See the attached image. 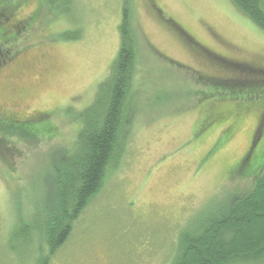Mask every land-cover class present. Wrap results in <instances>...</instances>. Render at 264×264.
<instances>
[{"label": "rangeland", "instance_id": "obj_1", "mask_svg": "<svg viewBox=\"0 0 264 264\" xmlns=\"http://www.w3.org/2000/svg\"><path fill=\"white\" fill-rule=\"evenodd\" d=\"M130 2L139 53L122 152L47 264H171L183 232L221 216L255 184L254 175L237 171L258 134L264 100L218 91L216 79L231 72L207 55L264 70V31L231 0ZM124 4L1 6L0 17L10 14L14 28L29 25L11 31L17 41L0 48V57L16 53L0 67V111L24 119L50 114L32 124L53 131H8L10 140L0 142V264L43 263L35 250L44 244L32 246L16 227L42 221L54 162L72 150L79 116L119 51ZM257 80L248 88L263 93L264 78Z\"/></svg>", "mask_w": 264, "mask_h": 264}, {"label": "trees", "instance_id": "obj_2", "mask_svg": "<svg viewBox=\"0 0 264 264\" xmlns=\"http://www.w3.org/2000/svg\"><path fill=\"white\" fill-rule=\"evenodd\" d=\"M5 1L0 0V10H5L1 7L5 6ZM231 1L264 31V0ZM9 19L10 14L0 17V48L8 47V41H17L18 35L10 36L11 31L21 30L29 25L22 24L14 28L13 24L8 23ZM120 36V48L111 65V72L98 85L94 103L79 116L82 127L72 150H65L66 157L54 162L50 181L54 190L48 193L41 207L42 221L32 224L21 221L20 227H16V235L23 233L22 238L32 246H38V242L44 244V250H35L42 257V264H47L67 241L74 222L99 193L108 168L122 152L121 136L139 53L130 0H125ZM15 55L16 53L10 52L2 54L0 67ZM207 56L216 65H222V68L231 72L229 76L222 77L225 80L216 79L218 91L221 90L224 94L240 93L244 101L264 100V92H255L253 89L250 91L248 88L254 82H259L257 78H264V70L256 66L236 64L210 52ZM200 77L202 81L211 79L203 75ZM50 116L44 114L34 119H24L0 111V142H3L2 139L10 140L8 131L16 130L25 134L45 131L51 133L53 130L49 125L32 124L38 118ZM257 132L237 171L242 177H256L253 188L229 204L221 216L202 225L198 231L183 232L171 264H264V147H260L264 139V111Z\"/></svg>", "mask_w": 264, "mask_h": 264}]
</instances>
